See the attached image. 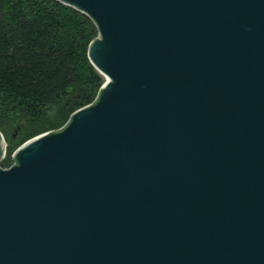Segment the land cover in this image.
<instances>
[{"label":"water","instance_id":"1","mask_svg":"<svg viewBox=\"0 0 264 264\" xmlns=\"http://www.w3.org/2000/svg\"><path fill=\"white\" fill-rule=\"evenodd\" d=\"M58 1L104 81L0 165V264H264V0Z\"/></svg>","mask_w":264,"mask_h":264},{"label":"trees","instance_id":"2","mask_svg":"<svg viewBox=\"0 0 264 264\" xmlns=\"http://www.w3.org/2000/svg\"><path fill=\"white\" fill-rule=\"evenodd\" d=\"M97 32L88 15L58 0H0L5 139L7 125L22 122L19 144L66 123L74 110L94 100L104 78L90 63L87 47ZM10 160L8 155L0 165Z\"/></svg>","mask_w":264,"mask_h":264},{"label":"rangeland","instance_id":"3","mask_svg":"<svg viewBox=\"0 0 264 264\" xmlns=\"http://www.w3.org/2000/svg\"><path fill=\"white\" fill-rule=\"evenodd\" d=\"M104 78V77H103ZM65 123V122H64ZM64 123H62L59 127H61L62 125H64ZM21 124L22 122L20 123H13V124H10V125H7L6 127V133H7V136L5 141H6V151H5V156L3 159H5V157H8L9 155V158H12V155H13V152L15 151V149L20 145L22 144L24 141H26L27 139L35 136H31L27 139H25L23 142L17 144V140H18V137L21 135V132L24 130V128L22 129L21 128ZM59 127H55V128H52V129H47V130H44L42 132H45V131H50V130H55V129H58ZM40 132V133H42ZM39 134V133H38ZM37 135V134H36ZM13 163V160H10V163L8 164V166H5L4 168L6 167H9L11 164ZM2 166V165H1ZM3 167V166H2Z\"/></svg>","mask_w":264,"mask_h":264}]
</instances>
